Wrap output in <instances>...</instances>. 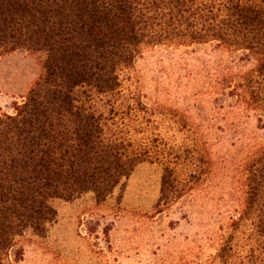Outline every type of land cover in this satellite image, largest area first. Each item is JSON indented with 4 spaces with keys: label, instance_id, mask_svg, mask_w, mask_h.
<instances>
[{
    "label": "trees",
    "instance_id": "1",
    "mask_svg": "<svg viewBox=\"0 0 264 264\" xmlns=\"http://www.w3.org/2000/svg\"><path fill=\"white\" fill-rule=\"evenodd\" d=\"M206 44L256 61L242 88L264 113V0H0V57L45 55L33 87L0 116V264L21 259L25 233L47 232L56 200L105 201L141 163L164 166L165 198L193 188L202 149L195 141L168 152L151 133L152 109L123 77L144 48ZM182 164L190 170L181 179ZM246 181L245 208L213 264H264V149Z\"/></svg>",
    "mask_w": 264,
    "mask_h": 264
},
{
    "label": "rangeland",
    "instance_id": "2",
    "mask_svg": "<svg viewBox=\"0 0 264 264\" xmlns=\"http://www.w3.org/2000/svg\"><path fill=\"white\" fill-rule=\"evenodd\" d=\"M44 60L26 51L0 57V116L27 95ZM256 65L215 44L144 48L123 77L125 89L152 109L151 133L168 152L198 143L205 156L200 180L182 198H165L164 166L144 162L105 201L92 193L56 200V221L44 235L18 238L23 256L9 264L215 263L245 208L248 166L264 149V113L242 88ZM189 170L178 165L176 176Z\"/></svg>",
    "mask_w": 264,
    "mask_h": 264
}]
</instances>
